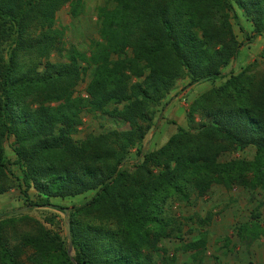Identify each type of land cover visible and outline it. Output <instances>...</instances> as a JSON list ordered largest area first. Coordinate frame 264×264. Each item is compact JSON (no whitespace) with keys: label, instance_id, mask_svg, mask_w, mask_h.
Masks as SVG:
<instances>
[{"label":"trees","instance_id":"1","mask_svg":"<svg viewBox=\"0 0 264 264\" xmlns=\"http://www.w3.org/2000/svg\"><path fill=\"white\" fill-rule=\"evenodd\" d=\"M67 2L77 17L82 0H0V193L11 180L4 142L12 137L26 206L67 208L70 232L69 239L66 222L63 230L39 222L20 230L23 208L2 213L0 264H156L171 197L203 195L213 183L264 189V47L260 62L192 101L187 119L198 115V126H177L154 150L142 146L154 107L177 79L186 75L192 85L224 77L222 67L240 45L230 22L235 7L250 21L247 39L264 34V0H106L96 9L99 39L91 48L70 45L63 60L43 63L39 58L61 42L54 15ZM87 73L86 96L74 95ZM85 111L128 128L75 141ZM247 146L255 148L253 158L222 159ZM131 148L136 160L127 164ZM90 190L76 206L51 202ZM243 228L258 237L257 223ZM205 243L200 237L186 249Z\"/></svg>","mask_w":264,"mask_h":264},{"label":"rangeland","instance_id":"2","mask_svg":"<svg viewBox=\"0 0 264 264\" xmlns=\"http://www.w3.org/2000/svg\"><path fill=\"white\" fill-rule=\"evenodd\" d=\"M106 0H82L83 9L77 17L70 15V4L61 5L55 12L54 26L62 32L61 42L53 47L48 56L39 58V61L55 62L63 60L62 52L70 45L81 51L91 48L94 40L99 39L96 9L104 5ZM237 18L230 12L232 31L240 43L236 56L229 64L222 67L224 77L200 81L188 85L189 77L183 75L177 79L169 93L153 109L151 127L142 142L145 151L154 150L166 142L168 137L176 131L177 126L194 129L202 119L194 116V123H189L187 112L190 104L202 93L224 82L230 73H237L252 62H260V53L264 47V34L247 39L250 33V21L242 10L235 7ZM234 12V13H235ZM3 55H7L8 44H3ZM63 49V50H62ZM31 61L27 60L29 65ZM43 63L40 67H43ZM257 69H262L258 64ZM90 74L83 75L74 88V95L86 96L85 87ZM36 107V101L30 103ZM128 128V123L121 119L109 117L99 112L82 113V124L77 127L72 137L80 141L86 134H99L105 130ZM12 137L4 142L7 173L11 177L7 189L0 193V214L22 209L26 218L19 220L20 230L32 229L37 223L63 230L65 216L60 210L52 207L26 206L21 191V170L14 163L15 153L12 150ZM255 148L247 146L227 153L222 159L253 158ZM136 160L135 149L128 153L127 164ZM90 190L73 197L51 198L53 204L61 206L79 205L93 195ZM29 198L36 199L33 188L28 190ZM166 218L170 221L168 236L157 242L158 251L154 252L156 264H264V189H248L239 184L224 186L213 183L203 195L191 193L188 199L173 196L167 200L165 206ZM52 218L54 224L45 221ZM259 225L257 238H252L243 226ZM203 237L205 247L199 251L186 249V245Z\"/></svg>","mask_w":264,"mask_h":264},{"label":"water","instance_id":"3","mask_svg":"<svg viewBox=\"0 0 264 264\" xmlns=\"http://www.w3.org/2000/svg\"><path fill=\"white\" fill-rule=\"evenodd\" d=\"M64 212V216H65V220H66V232H67V236L69 237L70 239V232H69V222L67 220V213H68V209L67 208H64L63 210ZM71 249V242L69 240V250Z\"/></svg>","mask_w":264,"mask_h":264}]
</instances>
